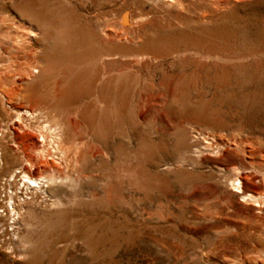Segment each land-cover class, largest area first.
<instances>
[{
	"label": "rangeland",
	"instance_id": "374dc122",
	"mask_svg": "<svg viewBox=\"0 0 264 264\" xmlns=\"http://www.w3.org/2000/svg\"><path fill=\"white\" fill-rule=\"evenodd\" d=\"M0 20L36 34L18 54L1 33L0 85L65 130L52 198L0 208V264H264V200L232 182L264 196V0H0ZM35 53L34 81L8 70Z\"/></svg>",
	"mask_w": 264,
	"mask_h": 264
},
{
	"label": "bare ground",
	"instance_id": "6f19581e",
	"mask_svg": "<svg viewBox=\"0 0 264 264\" xmlns=\"http://www.w3.org/2000/svg\"><path fill=\"white\" fill-rule=\"evenodd\" d=\"M40 17H43V16L39 15L38 11L33 15V19L35 21L40 22ZM8 21L6 22L3 20H0V35L4 30L9 32L11 29L12 31H14L15 34H13L12 38L10 37V39H12V42L11 41L10 42L13 45V48L17 50V53L22 54L24 50L25 51L30 50L31 46L34 43H36V42H33V39H32L33 37L36 36L35 32L28 31V34H26V32L24 31V33L27 35L26 36L23 33V30H22L23 27L18 26L16 23H14L16 22V20L15 21L8 20ZM122 25L124 27H129L130 16L128 13L125 14V16H123ZM2 39H5V38L2 37ZM0 45H1V42H0ZM4 51L6 50L4 49ZM36 57H37L36 53L30 54L28 58L29 59L32 58L31 61L33 62L30 63V65L25 68V66L22 67L20 65L21 62H18V56H16L14 57V60H10L12 62H10L11 64H10V67L8 66L9 67L8 70L11 69L12 71L13 69L12 67H15L17 75H18L17 78L20 77L21 81H25V82H29L32 80L34 81V79L37 76L42 74L41 68L38 66L39 64L36 61ZM7 65L5 64V66ZM2 70H6L4 66ZM7 72H5V74ZM12 72H11V75H12ZM0 73H1V70H0ZM9 79L11 78L9 77ZM13 87L15 86L13 85ZM17 88L11 89V88H7V86L4 87L3 85H0V106L4 109L6 104L10 105L12 115H13V119L10 121V124L7 125V127L4 129L2 130L0 129V163L1 162L3 164L9 163L10 161H12L13 157H15L14 155L18 151L23 152L24 154L23 156H25L26 163H27L25 165H22L20 168H18V170L13 171L9 175V178L6 180V183H5L6 187L4 188L3 186L1 188L3 189L2 193L5 194V199L0 201V208H5V211L7 212L6 216L9 217V220H13L12 224H19V222L21 221V217L24 214V213L22 214L21 212L23 208L22 207L20 208V206H23V205L18 204V202L20 203L22 198L24 199V203H23L24 205H28L29 202L34 203L36 198H42V197L43 199L52 198L49 194L48 189L49 187L56 184L58 180L56 176L57 171H58L56 168L57 165L56 164L54 165V163H56L57 160L59 162V160H62L64 157L63 156L64 148H62L64 147L62 146V140L64 138H62V136L65 131L63 130L64 125L62 126L56 122L58 119L57 117L54 116L55 118H57L55 122L53 123L50 122V120L51 121L53 120L52 119L53 118L52 114L54 113L53 110H55V107L57 109V106H55V103L48 106L46 109L41 108L39 104L35 103L36 100L34 99L32 94L31 95L29 94L30 96L27 94L24 95L23 93H21L22 91L21 88H20L21 91ZM53 115H55V113ZM70 123L74 128H78L79 124L76 121L71 120ZM12 130L14 131L13 135L10 134L11 133L10 131ZM65 153H68V152H65ZM50 160H56V161L53 163V161H50ZM63 161H65V159ZM64 163L67 164V162H64ZM28 166L30 168L36 167V169L32 171ZM58 166H60L59 163H58ZM61 169L63 170L65 168L62 167ZM234 170L235 172L233 173V180H232L233 186L235 188L234 192L241 195V198L243 200L242 202H246V203L253 202L261 207L262 201L264 200V196L258 197V196H255V194L251 192L249 193L247 191L249 189L248 181L251 179V177L243 173L242 169L240 168H236ZM236 183H238V185H236ZM19 186L21 187L18 188ZM21 189H22V192L19 193V190ZM29 191H30V194L32 195V196L30 195L31 196L30 201H28ZM0 217L1 219H4V217H2L1 215ZM10 227H12V225Z\"/></svg>",
	"mask_w": 264,
	"mask_h": 264
}]
</instances>
